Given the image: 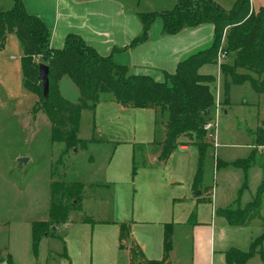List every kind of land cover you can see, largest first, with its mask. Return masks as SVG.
Segmentation results:
<instances>
[{
    "label": "rangeland",
    "instance_id": "1",
    "mask_svg": "<svg viewBox=\"0 0 264 264\" xmlns=\"http://www.w3.org/2000/svg\"><path fill=\"white\" fill-rule=\"evenodd\" d=\"M31 1L42 5L43 3H47L45 0ZM90 1L60 0L61 5L64 7L60 15L61 26L69 24L72 27L67 30L70 31L67 35H79L73 32V28L74 26L79 27L83 23L82 26H85L86 31L106 30L105 32L101 31L107 36L105 39L113 40L112 33L115 28L114 21L116 18H114L113 22H111V19L113 15L116 17V14L111 10H108L104 14L103 11L107 4L103 3V6H100ZM213 1L226 11H231L238 0ZM250 1L251 6L256 12L264 9V0ZM56 2H59V0ZM14 3L15 0H0V11L11 9ZM150 7H152L150 1H144L141 5L126 4L123 8L120 7L118 18L119 20L121 19L122 11L124 15L122 19L125 22L124 18L128 17L127 13L131 11L140 20L139 13L162 12L173 9L175 5L164 9L147 11L146 9ZM249 12H252V8H250ZM158 21L162 23V34L166 35L163 32V22L158 18L151 26L149 38ZM140 23L142 25L141 20ZM67 27L69 26H65V28ZM48 28L51 31L50 44L52 45L54 32L50 27ZM225 46L226 41L224 38L217 59L221 51L225 49ZM22 55L23 49L17 35L9 33L6 37L5 47L0 49V256L4 258L5 250L8 251L13 246L20 251L18 264H56L58 261L64 262V258H66L65 256L61 258L59 254L61 251L58 248L60 242L53 240V247L50 246V248H48L47 243H43L38 256L34 254L31 247L32 223L34 221L46 220L49 213L51 184L65 183L68 185L82 181L84 192L81 209L73 210L71 207L73 197H68L67 202L65 201L69 209L68 220L78 225L83 224L84 219L88 218L89 220L86 222L95 225L97 229H99L101 222L105 219L122 218L120 212L122 202H128L129 206L136 203L142 208L144 204L140 200L146 201L147 199L151 203L157 200V197L154 198L153 193L157 187H153V192L150 194L149 190L142 185L146 181L144 174L139 176V178H136L133 174H130L127 178L126 176L116 177L111 170L117 166V161L112 163V167L108 165L114 150L120 145H133L130 141H135L136 144L134 145L138 149L136 165L140 166V164L144 163L141 154V148L144 145L138 144L139 142L137 141L142 137L139 135L141 125L145 124L148 116L151 115L152 118L153 113L151 111L130 110L123 113L113 112L112 114L110 112V114H106L102 109L105 105L100 107L98 111H84L81 120L82 129L80 137L90 138L94 136V141L90 142L85 149L81 146L67 149L63 143L52 142L51 122L43 111H36V108H39L42 104L40 93L38 94L24 87L21 66ZM232 60L231 57H227L220 62L217 61L215 64L208 63L205 65V70L214 77V82L210 86L214 96L211 114L213 121L217 124V129L215 130L216 140L211 139L208 134L199 139L196 132L194 134L189 133L185 138L187 141H198V145L201 142H206L209 145L212 143L210 145L212 149H207L202 163L203 182H201V186L214 185L216 183L217 189V185L223 183L222 189L219 188L218 193L221 192L224 199H227L225 202L227 204L226 208H236L238 205L244 207V203L253 200L255 193L251 194L250 191L256 190L257 185L262 182L261 177L264 173V93H257L250 82H246L241 86H231L229 92L230 104L222 105L225 102L224 90L226 78H221L219 74L220 65L221 63H232ZM34 62L36 64L44 62L43 56H36ZM228 80L230 81V78ZM69 85L68 89L64 92V96L71 102L77 103L79 101V90L72 82ZM220 102L221 104L219 105ZM158 110L161 112V109ZM110 115H112V118L108 119ZM160 118L158 116V119ZM107 120L112 121L111 127L108 125ZM129 122L131 125L128 130V128H124V125ZM107 127H110L111 131L107 130ZM101 128L106 130V134H102ZM107 133H110V136L106 138ZM159 133L160 135L162 134L161 132ZM257 137L259 140L256 142ZM213 140L216 141V146H214ZM191 151L195 153L199 163L200 153L198 148L193 147ZM212 153H216V156L227 162L244 159L254 153V166L249 170L247 175V184L250 190L243 191V198H241L242 192L240 193L246 179L243 170L237 169L228 163L226 165V172L223 173V178L225 174L226 177L225 179H221V170L217 171L215 158L212 156ZM22 157L27 158V161L20 162L19 158ZM89 158H92V161H89ZM179 165L180 163L177 158H173L172 162L169 163L168 168H170V172L174 177L185 175L184 172H180ZM123 168L125 171V167L122 164L120 169ZM158 183L159 178L155 181L156 185ZM58 187L57 185L55 186L57 198L62 195V191L58 190ZM158 190L165 196L173 191L170 185L165 187L158 186ZM158 190L157 194L160 195ZM146 192H148L149 196L146 195ZM263 194L260 207L254 214L257 215V219L252 224V228H256L261 225V222H264ZM132 195H134V201ZM163 195L160 197L163 198ZM247 197L248 199H246ZM137 216L140 217L137 218L138 221L148 223L147 225L142 223L136 229L138 230V235L143 237L155 234V229L159 227L150 223L156 222L158 218L145 216L146 220L142 218L141 212ZM128 224L134 234L132 220H129ZM62 226L63 224L58 226L61 227L60 231L56 227L54 232L57 236L64 234L62 232L66 228ZM128 237L124 240L126 245L131 249H135L136 243L131 242ZM94 241L95 243L97 242L96 237ZM94 255L90 253V258H93ZM257 260H259V257L255 258L254 261ZM138 261L137 259L135 264ZM128 262L122 259L118 264H127ZM75 263L84 264L82 261ZM85 264H98V262H85Z\"/></svg>",
    "mask_w": 264,
    "mask_h": 264
},
{
    "label": "trees",
    "instance_id": "2",
    "mask_svg": "<svg viewBox=\"0 0 264 264\" xmlns=\"http://www.w3.org/2000/svg\"><path fill=\"white\" fill-rule=\"evenodd\" d=\"M250 8V0H238L231 11H226L213 0H178L171 10L139 13L143 26L142 33L122 50L146 42L152 24L158 18L163 22V32L166 35H176L187 27H196L202 23L214 25L211 46L180 61L175 73H165L163 82L147 75L130 73L127 66L115 63L112 55H100L94 47L76 34L67 35L63 48L53 49L50 44V29L39 17L27 12L23 0H15L11 9L0 11V49L5 47L9 33L17 35L24 50L21 58L24 87L40 93L42 104L36 111H43L51 122L52 142L63 143L67 149L78 146L87 148L94 139L84 140L78 137L82 111L94 110L101 93H112L116 101L126 107L156 108L161 109V112H169L166 139L160 155V159L164 160L178 147L180 136L196 132L201 139L207 135L204 125L211 119L210 111L214 105L209 83L214 81V77L200 74L199 69L205 64L217 62L224 38L225 50L228 57L233 59L232 63L221 64V70L226 77L224 105L230 104L229 92L232 85L250 82L257 93H264V9L250 13ZM119 50L114 49V53ZM38 55L43 56L44 62L41 63L47 64L50 68L48 98L44 96L39 79L41 63L34 62ZM65 75L71 78L80 91L81 97L77 103L65 99L60 93L59 81ZM258 140L257 137L256 142ZM208 147L209 144L206 142L198 145L200 158L194 180L195 190L201 186L202 163ZM254 153L230 163L235 168L243 170L245 174V183L240 193L248 187L247 172L254 164ZM224 165L228 163L220 159L216 161L217 170ZM136 172L137 165H134L133 174ZM56 185L59 186L58 190L62 191L59 198L56 197ZM83 192L84 184L81 182L68 185L51 184L50 219L32 223V247L36 256L41 240L55 234L52 227L68 221L67 198L73 197L71 207L73 210H80ZM263 193L264 178L257 188L254 199L244 207L238 205L236 208L221 210L227 223L232 226H243L254 220ZM88 220L85 218L84 222ZM128 236L129 227L122 224V248ZM263 243L264 232L254 240L249 251L230 249L226 252L227 264H246L256 254H260L264 260ZM171 248V225H167L164 258L148 260L141 249L136 247L131 249L132 264H135L137 259L139 261L136 264H171L169 262ZM7 261L8 264H13L11 258Z\"/></svg>",
    "mask_w": 264,
    "mask_h": 264
},
{
    "label": "crops",
    "instance_id": "3",
    "mask_svg": "<svg viewBox=\"0 0 264 264\" xmlns=\"http://www.w3.org/2000/svg\"><path fill=\"white\" fill-rule=\"evenodd\" d=\"M45 1L47 3H43V5L32 2L31 0H24V3L30 14L39 16L44 23L53 30L54 34L51 47L53 49H61L64 46V40L67 33L70 32L67 30L72 26L69 24L61 26L60 15L61 10L64 7L61 5L60 0L59 2H56L57 0ZM53 1H55V3H53ZM144 1H150L152 7L146 10L151 11L153 9H164L176 5L178 0H91V3H97V5L100 6H103V3L107 4L103 11L104 14H106L108 10H111L116 14V17L113 15L111 19V22H113L114 18H116L114 21L115 28L112 33L113 40L105 39L107 36L102 32H105L106 30H101L102 32L100 30L86 31L85 26H82L83 23L79 27L74 26L73 32L82 36L83 39L90 46L92 45L100 55H112L114 62L127 66L130 73L147 75L154 78L156 81L163 82L165 79V73H175L180 61L211 46L214 39V25L212 23H202L196 27H187L176 35H164L161 31L162 23L158 21L157 24H155L156 27L151 33L149 40L133 48L122 50L141 34L142 25L140 20L128 10L127 11L130 14L127 13L128 17L126 16L124 18L125 22H123L122 19L124 17L122 11L121 19L119 20L120 7L123 8L126 4L141 5ZM251 8L253 12H256L252 6ZM65 26L69 27L65 28ZM116 48L120 50L114 53V49ZM205 65L199 69V73L202 75H210L205 70ZM219 74L221 78L225 77L221 70V65ZM71 82L75 84L69 76H65L59 81V90L65 99L67 98L64 96V92L68 89ZM213 82L214 81L210 82L209 86ZM80 97L81 94L79 91L78 99H80ZM103 105L105 106L102 109L106 114H110V112L112 114L113 112L123 113L130 110L151 111L153 113L152 118L151 115L148 114L150 115L148 116V120H146L145 124L141 125L139 130V135L142 137H140L137 142H139L138 144L144 145L143 148H141L144 163L137 166L135 177L139 178L142 174L145 175L146 181L142 185L149 190L150 194L153 192V187H157L155 192H153L154 198L157 197V200L152 201V203L147 199L146 201L140 200V202L144 204L142 208L136 203L135 205L129 206L128 202H122V208L120 211L122 218L114 217V219L110 218V220L105 219L101 222L99 229H97L95 225H91L87 222L78 225L70 220L63 222L61 223L63 224L62 227L66 228V230L62 232L64 234L62 236H57L55 233L54 235L44 237L40 242L39 250L43 243H47L48 248H50V246H52V241L56 240L60 242L58 248L61 250L59 253L61 258L62 256L66 257L64 258V262L58 261L56 264H74L78 261H82L84 264L85 262L118 264L122 259H124L125 262L129 261L127 264H132L131 248L126 245L125 241L123 242L124 247H121V225L128 224V221L132 220L134 234L128 224L130 229V235L128 238L131 242L136 243V247L141 249L148 260H162L164 258V238L167 225H171L172 248L169 254V262L171 264H227L226 252L230 249L236 248L245 252L249 251L254 240L264 232V222H261V225L256 228H252V224L257 218L247 225H229L221 213V209L226 208L227 204H225V202L227 199H224L221 192L218 193L219 188L222 189L223 183L217 185V189L216 183H214V185H203L199 187L200 191L194 189V180L198 171V160L191 149L193 147L198 148V141L185 140L188 134L180 136L178 138V147L171 152L168 158L161 160L160 155L162 153V146L167 134L166 124L170 115L168 111L160 112L156 108L126 107L118 103L112 93H101L95 109H85L82 111V114L84 111H98ZM222 105H224V102ZM82 114L78 134L79 138H81ZM111 116L112 115H110L108 119L112 118ZM158 116H160L162 120L161 118L158 119ZM107 123L110 127L113 124L112 121L109 120H107ZM130 125V122L128 124L126 123L124 128H128L129 130ZM110 127H107V130L111 131ZM101 132L102 134H106L104 128H101ZM159 132L162 134L160 135ZM108 136H110V133H107L106 138ZM81 139L92 140L94 139V136ZM215 140H213L214 146H216ZM130 143L133 145L118 146L109 159V167H112V163L117 161V166L111 170L116 177L126 176L127 178L130 174H133V167L136 165L138 149L136 145H134L136 144L135 141H130ZM211 144L212 143H210V145ZM210 145L207 149H212V146ZM212 156L215 158V163L220 159L216 156V153H212ZM173 158H177L180 163L179 170L181 173L184 172L185 174L182 177H174L170 172V168H168L169 163L172 162ZM89 161H92V158H89ZM222 161L232 163L224 160ZM122 164L123 167H125V171L124 168L120 169ZM253 166L254 164L252 167ZM251 168L249 170H251ZM226 169L227 167L225 165L220 169L222 174L219 176L221 179H225L226 174L223 178V173L226 172ZM263 177L264 173L261 177L262 180ZM158 178L159 183L156 185L155 181ZM259 184L257 185V188ZM169 185L171 189H173L169 195L165 196L159 192L158 186L165 187ZM257 188L255 191L252 190L253 192L250 191V193L256 194ZM247 189H249V187H247ZM157 190L160 195L157 194ZM146 195L149 196L148 192H146ZM161 195L164 197L161 198ZM132 196L134 201V195ZM242 196L241 198H243ZM246 199H248V197ZM246 203L244 204L246 205ZM140 212L142 218H145L146 220L147 218L145 216H149V218H158L156 222H149L151 225H157L156 227H159L155 229V234L143 237L138 235V230L136 229H138L142 223H145L146 225L148 224L147 222L138 221L137 218L140 217L137 215ZM49 219L50 213H48L47 219L44 221ZM58 226L57 230L59 229L60 231L61 227ZM95 237L97 238L96 243L94 241ZM4 253V258L6 259L0 256V264L4 261L8 262V258H11L13 264H18V257L20 256V251L18 249H15L12 246L10 247V250H5ZM90 253L95 254L93 258H90ZM257 257H259V260L254 261ZM246 264H264V260L260 254H256L249 259Z\"/></svg>",
    "mask_w": 264,
    "mask_h": 264
},
{
    "label": "water",
    "instance_id": "4",
    "mask_svg": "<svg viewBox=\"0 0 264 264\" xmlns=\"http://www.w3.org/2000/svg\"><path fill=\"white\" fill-rule=\"evenodd\" d=\"M49 73H50V68L47 64L41 63L39 65V79L42 83L43 86V93L44 96L46 98H48L49 96V92H50V77H49ZM211 113V111H210ZM264 126V125H263ZM20 162H26L27 158H19ZM53 231L56 230V226H53L52 228ZM2 264H8V262L4 261Z\"/></svg>",
    "mask_w": 264,
    "mask_h": 264
},
{
    "label": "built area",
    "instance_id": "5",
    "mask_svg": "<svg viewBox=\"0 0 264 264\" xmlns=\"http://www.w3.org/2000/svg\"><path fill=\"white\" fill-rule=\"evenodd\" d=\"M227 57H228V52L225 49H223L217 61L220 62L222 61V59H225ZM204 129L207 131V134L211 139H215V130L217 129V124L216 122L213 121L212 118L206 122V124L204 125Z\"/></svg>",
    "mask_w": 264,
    "mask_h": 264
}]
</instances>
